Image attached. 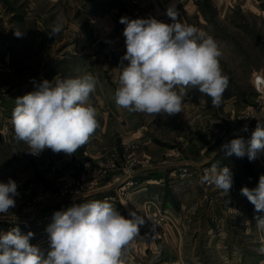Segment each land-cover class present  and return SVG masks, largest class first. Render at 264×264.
<instances>
[{
  "label": "rangeland",
  "instance_id": "1",
  "mask_svg": "<svg viewBox=\"0 0 264 264\" xmlns=\"http://www.w3.org/2000/svg\"><path fill=\"white\" fill-rule=\"evenodd\" d=\"M252 1L257 2L256 7L249 10L237 7L232 18L213 21L209 26L214 33L209 36L219 46L222 74L229 78L230 83L224 94L234 99L248 96L254 103L252 106L264 112V96H260L257 91L254 94L252 85L248 83L252 71L264 73V0ZM78 5L76 0H0V39L3 44L0 48V100L13 102L35 91L36 86L44 80L54 84L57 78H79L90 73L96 78L97 85L95 92L90 94L88 104L96 109L99 123L89 141L72 155L54 153L50 149L33 155L27 144L14 140L11 121L0 125V182L6 183L11 178L17 183L19 193L14 198L16 206L6 213L15 216L16 220L10 223L0 218V232L6 225L8 228L18 227L17 218L32 214L28 217L34 215L31 220L36 228H33L34 235L30 243L42 250L49 249V239L43 243L36 240L37 237H44L40 233L42 221L38 217H50L44 220V224L49 226L55 212L67 209L59 210V206L66 203L65 199L72 198V193H75L74 196L76 193H92L112 183L119 190L123 189L119 195L127 198L130 191L138 187L142 190L147 186L148 180H139L132 174L136 175V171H153L157 165L169 166V178L166 175L167 178L160 179L159 186L165 189L160 192H165L164 196L148 198L143 203H131L127 211L118 209L121 215L129 219L132 218L130 211H136V215L144 220L139 226L138 235L145 242L149 238L158 241L157 250L147 249L144 264H180L177 263L172 234L167 226L176 228L183 236L189 234V239L193 240L199 232L190 230L191 218H198L201 213L200 233L204 232L206 217L209 220L207 226L215 230L218 229L217 216L223 217L225 235L231 238V246H235L238 253L236 261H228V264H264V254L260 252L264 246V231L259 230L255 220L251 219L245 204L247 198L240 192L242 187L252 189L258 185L259 177L264 175V152L252 161L247 155L243 158L231 155L230 160L235 161L236 166L231 161L228 165H216L218 169L228 167L233 174V185L228 194L214 185L201 183L205 169H209L212 164L207 162L192 166L184 163L189 159H183V156L190 152L193 156L202 151L201 137L205 144L211 146L215 144H212L215 137L217 141L226 133L221 129L212 134L192 132L191 127H196L198 121L194 117H187L185 108L200 106L203 95L199 89L189 87L183 90L182 112L173 116L130 111H126V114L121 112L120 115L114 103L121 69L116 59L106 52L118 44L106 40L90 18L93 12L101 15L113 12L111 8H119V12L123 13L126 9L124 0H97L90 7L81 0ZM207 13L214 14V10L208 9ZM57 23L63 24L62 31L56 37H50L48 33ZM192 26L199 28V21H193ZM15 31L22 32V35L17 37ZM93 61L95 67L91 64ZM177 91L179 93L181 89ZM205 97L210 113H215L219 107H213L211 98ZM172 128L178 130L171 132ZM183 139L191 140L195 150L187 151ZM200 156L202 154L195 160L200 161ZM108 164L112 166L107 167ZM180 168L186 169L185 175L178 170ZM165 181L171 184L186 181L188 187L191 182H195V190L179 195ZM129 182L133 184L128 185ZM164 183L167 186L162 185ZM124 186L130 187L124 190ZM46 199L48 206L40 212L39 208L44 206L42 202ZM159 200L163 203L170 200L176 207H162ZM185 202L189 210L181 213V205ZM194 206L197 209L193 210ZM191 210L194 217H191ZM6 214H0V217ZM158 215L168 217L163 224L162 237L154 232V218ZM245 221L251 223L245 224ZM201 237L203 252L199 251L202 255L198 256L200 263L197 264H226L211 253V250L215 253V247L208 245L207 234L203 233Z\"/></svg>",
  "mask_w": 264,
  "mask_h": 264
},
{
  "label": "clouds",
  "instance_id": "2",
  "mask_svg": "<svg viewBox=\"0 0 264 264\" xmlns=\"http://www.w3.org/2000/svg\"><path fill=\"white\" fill-rule=\"evenodd\" d=\"M166 15L171 23L153 17L120 19L126 25V52L119 67L116 104L130 112L173 116L182 112L183 90L194 87L211 98L213 107H219L229 78L222 74L218 44L207 33L178 20L175 0ZM62 28V23L55 24L49 36L56 37ZM14 34L20 37L22 32ZM96 85L97 80L90 73L79 78H57L54 84L44 80L35 91L16 98L11 115L14 140L27 144L33 155L45 149L76 153L99 127L96 109L88 104ZM243 131H247V125ZM222 147L228 156L256 159L258 151L264 149V125L258 120L247 146L241 137ZM201 183L228 194L233 174L228 167L218 169L213 164L201 177ZM17 187L11 178L0 182V214L16 206ZM240 192L257 213L264 212V175L255 188L245 186ZM129 215L131 219L121 215L107 200L57 211L46 229V255L30 243L32 232L22 234L19 227H13L0 232V264H124V249L144 223L135 212L130 211ZM253 219L257 228L264 231V216L255 215ZM260 252L264 254V246Z\"/></svg>",
  "mask_w": 264,
  "mask_h": 264
},
{
  "label": "crops",
  "instance_id": "3",
  "mask_svg": "<svg viewBox=\"0 0 264 264\" xmlns=\"http://www.w3.org/2000/svg\"><path fill=\"white\" fill-rule=\"evenodd\" d=\"M70 1L73 2L74 0H70ZM96 1L97 0H84L85 4L89 7L92 4L96 3ZM80 2L81 0H76L77 5L78 4L80 5ZM172 3L173 0H124L126 9L123 10V13L119 12V8H111V10H114L113 12L102 13V15L93 12L94 11L93 10L91 11L93 12V14H91L90 20L93 21V23L97 26L98 29H100L99 30L100 33H102L103 36H105L106 40L111 41L114 44L115 43L118 44L113 49L111 48L109 50H106V52H109L113 56V59H116V61L118 62L117 65H120L121 58L124 56L126 52L125 37L123 35V30L126 25L120 23V19L122 17H127L129 19H136V18L146 19L149 17H153L158 20H160L161 18L162 22L171 23L172 22L171 19L166 15V10ZM175 3H176L177 11L179 12L178 20H180L184 24L191 26L193 21H199L200 27L198 29L207 33V35H210L214 33L209 26L213 21L215 22L226 21L232 18L234 14V10L237 7H240L242 10H245V8L249 10L252 7H256L257 2H254L252 0H246V1L175 0ZM208 9L214 10V14H208L207 13ZM2 46H3L2 40L0 39V48ZM123 63L127 64L128 62L123 61ZM91 64L93 67H95V61L91 62ZM257 76H261L264 78V73L261 71L260 72L252 71V73L248 76V83L252 85V88L254 89V94L256 93L255 78ZM231 82L233 83V81ZM15 100L13 102H6L4 99L0 100L1 126L6 121H11L12 111L15 107ZM207 100L208 99L203 95V97L201 96V99L199 101L200 106L199 105L193 107L186 106L185 108L188 115L187 117H194L195 121H198L196 127H191L192 132L197 134L210 132L212 134V132H215L216 130L219 131L221 129L223 133H226V135L220 138L219 140H217L215 144L211 146L205 144L204 138L202 139V137L199 136L201 137L200 140H202L201 142L203 145V147L201 145L202 151L200 149L201 152L199 151L200 153L198 152L196 154L194 153L193 156H192V152H190L187 155H184L183 159H189V161L185 160L184 163H190L192 166L205 164L207 162L212 165L213 164L219 165L220 163L228 165L229 161H231L234 166L236 162L230 160V156L226 154V150L223 149L222 146L229 143L232 139L241 138V137L243 138L245 145L247 146L249 141L251 140L252 133L257 126L258 120L262 125H264V112L261 111L260 108L252 106V104L254 105V103H252V100L248 99V96L244 97L243 99L240 98L234 99L224 94L221 105L219 106V108L215 110V113L213 112L210 113V110L208 109ZM227 102L229 103L226 104ZM221 106L222 108H220ZM114 108L116 110L117 109L119 110L120 115L121 112L124 114L126 111H128L125 108L118 107L116 101L114 103ZM245 125H247V131H243ZM172 129L173 130L171 132H175L178 130L177 128H172ZM181 129L179 128V130ZM184 141H185L184 143L185 147H187V151L191 149L195 150V145L193 142H191V140L190 141L184 140ZM263 152L264 149L259 150L257 156L260 157L261 154H263ZM200 154H202V156H200L202 157V159L200 161L195 160L199 157ZM27 168L30 169V166H27ZM169 169H170L169 166L157 165L155 166L153 171H146L142 173L138 171H136L137 172L136 173L133 171L132 173H136V175L131 173L132 174L131 176H136L137 179L139 180L140 179L148 180L146 182L147 186L142 190H140L141 187H138L130 191V193L127 195V198L120 196L119 193H122L121 192L122 190H119L116 184L111 183L103 188H100L99 190H96L95 192L86 193L85 195L80 197H72L65 199L66 203L59 206V210L64 208H69L73 205H80L83 203H87L90 201L107 200L108 202L113 204V206L116 208L117 211L118 209L127 211V209L131 207V203L133 204L141 203V202L143 203L145 202V200L147 201L148 198L158 199L160 198V195L164 196L165 192L164 193L160 192L162 190H165L163 186L162 187L159 186L161 185L160 179L167 178L168 176L167 172ZM165 182L170 186V188H173L174 192H176L179 195L181 194L186 195L188 193L193 192V190H195L193 188L195 187V182L190 183L189 185L190 188L188 187L186 181L179 182L177 184L174 183L171 184L169 181H165ZM166 183L162 185L167 186ZM128 187L129 186H127V189ZM186 188L189 189L185 190ZM159 202L161 203L162 207H168V208L176 207L175 203H172L170 200H166L164 203L159 200ZM186 204L188 203L185 202L183 205L180 204L182 211L181 213H183L186 210H189V207H187ZM245 204L248 207V212L251 215V219H253L255 215H263L264 212L257 213L255 211L254 205H252L248 200L246 201ZM150 205H153V203H151ZM197 206H194L193 210L197 209ZM193 210H191V213L193 212ZM220 212L223 214L222 211ZM202 214L203 213H201L198 218L196 217L195 218L196 220L191 218L190 230L191 231L193 230L194 233L199 232L197 234L198 236L196 235L197 237L193 239L194 241L192 239H189V234H187V236H183L181 232L176 230V228L173 227L171 228L167 226L168 230H170L172 234L174 248L176 251L175 253L177 255V263L180 262V264H197V262H199L198 256L202 255V253L199 251L203 252L200 246V243L203 240V238L201 237L203 233L207 234L208 236V242H207L208 245L209 246L213 245L215 247V253H213V250H211V253L214 254V256L217 259L223 260V262H225L226 264H228V261H233V262L236 261L238 253L235 251L236 247L233 246L234 247L233 248L231 246L233 244L231 242V238H227L225 235L226 226L224 227V224L222 223L223 217H221L220 215L217 216L218 219L217 230H215V228L212 226L210 228L207 226L209 220L206 217L205 225H203L204 232L200 233L202 228L199 226V223L201 221ZM30 215L32 214H29L28 216ZM28 216L26 215V217L17 218L19 219L17 224L19 229H21L20 231L22 234H27V232H32L33 228H36L35 223H32L33 221L31 220L34 215L31 218H29ZM185 216H187V214ZM194 216L195 215L193 212L191 217ZM247 216L249 218L248 214ZM1 219L6 220L4 218ZM188 219L190 220V217H188ZM39 221H42V223L40 224L42 227L40 233L44 234L43 238L45 242V240L49 239V234L46 230L48 226L44 224V220L39 219ZM189 233L191 234V232ZM157 244L158 241L156 239L149 238V240L145 242L144 239L137 234L134 240L130 242V244L127 245L126 248L124 249V255L122 257L124 260V264H144L145 262L144 257L147 254V249L150 247L151 250H157L158 249ZM40 250L42 253L46 255L48 248L44 250L42 249Z\"/></svg>",
  "mask_w": 264,
  "mask_h": 264
},
{
  "label": "built area",
  "instance_id": "4",
  "mask_svg": "<svg viewBox=\"0 0 264 264\" xmlns=\"http://www.w3.org/2000/svg\"><path fill=\"white\" fill-rule=\"evenodd\" d=\"M161 19V18H160ZM255 88H256V91L260 94V96H264V78H262L261 76H257L256 78H255ZM250 112V111H249ZM218 131L216 130L214 133H217ZM216 142V137L212 140V144H214ZM112 165L111 164H108L107 165V167H111ZM179 171H182L183 173H182V175H185V173H186V169L185 168H180V169H178ZM206 170H208V168L207 169H205V171ZM205 171H204V173H205ZM175 173V172H174ZM204 175V174H203ZM130 183L131 184H133V182H129L128 183V185H130ZM125 187V186H124ZM86 193H88V192H84V193H79V194H77L76 193V195L74 196V194L75 193H72L71 195H70V197L72 196V197H80V196H83V195H85ZM90 193V192H89ZM37 203V202H36ZM48 200L46 199V200H44L43 202H42V204L44 205L43 207H40L39 208V210H40V212H43V211H45L46 209V207L48 206ZM37 205H38V203H37ZM11 209H9V211H10ZM41 215V214H40ZM155 214H153V216H154ZM42 216V215H41ZM1 218H4V219H6L7 221L9 220L10 221V223L11 222H14L15 220H16V217L15 216H12V214H6L5 216H1ZM39 218V217H38ZM45 218V217H44ZM46 218H50V217H46ZM167 218L168 217H164V216H162V215H158V216H156L155 218H154V232H156V234L159 236V237H162V235H161V233L164 231V227H163V224L165 223V220H167ZM13 220V221H12ZM11 228H8V226L6 225L5 227H3V232H7V231H9Z\"/></svg>",
  "mask_w": 264,
  "mask_h": 264
},
{
  "label": "bare ground",
  "instance_id": "5",
  "mask_svg": "<svg viewBox=\"0 0 264 264\" xmlns=\"http://www.w3.org/2000/svg\"><path fill=\"white\" fill-rule=\"evenodd\" d=\"M130 184H131V183H130ZM129 187H130V186H129ZM122 190H123V189H122ZM124 190H127V187H125ZM39 219H41V220H48V218H44V217H42V216L39 217L38 220H39ZM36 240H37L38 242H42V243L44 242V238H43V237H41V238H40V237H37Z\"/></svg>",
  "mask_w": 264,
  "mask_h": 264
}]
</instances>
